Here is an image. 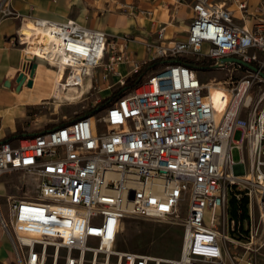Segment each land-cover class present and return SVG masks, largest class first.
Segmentation results:
<instances>
[{"label":"built area","instance_id":"obj_1","mask_svg":"<svg viewBox=\"0 0 264 264\" xmlns=\"http://www.w3.org/2000/svg\"><path fill=\"white\" fill-rule=\"evenodd\" d=\"M228 3L236 4L244 22L235 20ZM183 4L191 11L184 35L167 37L166 23L158 22L155 37L143 41L148 57L139 60L131 56L125 37L113 40L76 19L24 18L9 0H0V21L23 20L10 39L21 48L24 63L41 59L62 70V89L70 82L81 88L106 55L102 78H117L121 85L146 61L165 59L100 110L20 138L17 145L0 135V177L24 171L36 180L34 194L8 196L6 213L0 207V226L17 264H162L160 257L118 250L121 224L135 216L179 217L182 206L175 264H224L231 257L224 240L236 241L227 234L232 190L255 198L256 228L264 240V77L259 73H264V3L250 26L245 21L252 14L244 1L170 0L164 6ZM24 23L33 27L31 42ZM192 58H206L212 68L235 77L203 82L198 69L181 60ZM120 64L126 65L124 72ZM255 85L260 106L250 109ZM214 89L224 95L214 100ZM246 220L252 225L249 250L253 220L249 214ZM33 225L37 235L30 232ZM251 258L246 257L247 264H253Z\"/></svg>","mask_w":264,"mask_h":264},{"label":"rangeland","instance_id":"obj_2","mask_svg":"<svg viewBox=\"0 0 264 264\" xmlns=\"http://www.w3.org/2000/svg\"><path fill=\"white\" fill-rule=\"evenodd\" d=\"M137 1L139 0H132L128 5L135 6L137 4ZM160 1L161 0H157L156 5H158ZM113 4L114 5L112 10H115V5H118V3L114 2ZM140 7H146L150 9L154 8V6L145 2H141ZM116 10L123 12L129 11V16H133L134 13L137 12L135 7L132 8V12L130 9H128V11L125 10V8H116ZM89 25L90 22H87V26ZM101 30L105 31L104 29ZM151 35L153 36L152 38L155 37L154 32L151 33ZM108 36L113 40L116 38V36H112L110 34H108ZM142 38L143 36H141V34H128L127 36H125L124 42L127 44V49L134 59L142 60L148 57V54H146L147 51L145 49L144 56H142L143 52L140 50V53L138 54L136 48L138 46H136V43H134L147 40ZM192 60L197 62H207L206 58H192ZM32 61L37 62V71L41 69V71L43 72L42 75L39 76V78L42 80L46 77L48 69L52 68V70H56L54 66L41 59H34ZM107 61L108 56L106 55L103 59V64L101 63V65L97 66L93 70L92 75L89 76L84 82V85L81 88H76V90L72 91L68 97H66L67 88L64 87L60 92V97L52 95L48 98L41 99V101L36 104L27 105V112L22 118H18L16 129L18 131L28 133V135L13 137L10 139L11 143L13 145H17L20 138H30L31 135H29V133L37 132L44 128L50 127L51 125L63 123L76 116L82 115L87 111H90V109L95 108L97 110H100L104 108L106 105H103V99L107 96L112 95L113 93H116L122 88V85L119 82H116L117 78L109 80L102 78L104 63H106ZM124 67H126V65H124ZM121 69L123 72L125 71L123 67H121ZM36 73L37 72H35V75ZM148 73L149 72H147L143 76L140 83H142L146 79ZM198 75L203 82H207L211 78H214L216 81H223L224 79H228L230 76L235 77V74L230 71L218 70L212 67L198 69ZM35 84V89H37L38 84L43 85V82L38 80ZM131 89L125 90L126 92H128ZM259 92L260 88L256 85L253 86V88L250 90V94L252 97L249 107L250 109L255 106H260L257 101ZM223 95V89H214L212 91V97L214 100L220 99V97ZM35 98L36 97H34V100ZM2 123L3 119H0V124L2 125ZM3 131L5 132L6 130L3 128ZM6 135H9V133H6ZM234 138H240L239 131L235 132ZM232 156L234 160H238L239 150L236 147L232 149ZM35 185L36 180L34 179V177L24 171H13L3 174L0 177V207L2 208L4 213H6L7 211L6 199L8 196H20L23 193L34 194ZM241 193L247 197L248 214L250 216V219L253 220L254 238L251 239V249L247 250L245 248V245L249 243V232L252 228V225L249 223V220H246L241 224L237 222H234L233 224L230 221L231 219L228 215L227 234L229 238L235 239L236 241L235 243H231L228 239L224 240L225 248H227L231 253V257L226 256L224 258V263L247 264L245 259L248 255L251 254V260L253 261V264H264V240L261 236L260 230H257L255 223L258 216L256 201L253 196L251 197L245 195L244 191H242ZM178 213L179 217L143 218L135 216L125 218L121 224L115 247L118 250H129L163 258L165 262H163L162 264H175V260L178 259L181 250L183 231L182 218L185 215V207L182 206ZM209 216L210 212L207 211L205 215L206 222H208Z\"/></svg>","mask_w":264,"mask_h":264},{"label":"crops","instance_id":"obj_3","mask_svg":"<svg viewBox=\"0 0 264 264\" xmlns=\"http://www.w3.org/2000/svg\"><path fill=\"white\" fill-rule=\"evenodd\" d=\"M131 1L9 0V3L24 18L38 17L57 21L72 18L86 26L87 22H90V27L104 29L108 34L117 38H123L128 34H141L142 39H151L153 37L151 33L155 32L158 22L166 23L165 35L167 37L178 38L184 35V31L190 22L191 11L189 6L183 4L176 8L173 6L165 7L164 3L170 0H161L158 5H156L157 0H139L135 6L128 5ZM239 1L246 2L247 12L252 14L245 21L250 26L254 14L258 12V8L264 3V0ZM114 2L118 3V5H115L116 8H125L127 11L130 9L132 12V8L135 7L137 12L133 16H129V11H117L116 8L112 10ZM141 2L154 6L151 9V14L144 12V10L150 8H141ZM228 4L234 10L235 20L238 23L244 22L240 20L243 13L237 9L236 4ZM22 23L23 20L18 17H7L0 21V119H3L2 125L0 124L1 136H6V133L10 134L17 130L18 118L20 119L26 114L27 105L38 103V93L43 89V85L38 84L37 89H31L32 87L24 85L19 91L15 90L14 79L17 73L22 70L24 55L21 48L13 44L10 38L17 32ZM134 43L138 46L136 47L138 54L142 51V56H144L143 42ZM119 67L120 69L121 67L126 69L123 64H120ZM24 72L28 74V69L25 68ZM34 79L35 76L33 85ZM6 80H9V85H5ZM34 97H36L35 100ZM3 128L6 130L5 132ZM24 135H28V133ZM0 264H17L10 237L1 226Z\"/></svg>","mask_w":264,"mask_h":264},{"label":"trees","instance_id":"obj_4","mask_svg":"<svg viewBox=\"0 0 264 264\" xmlns=\"http://www.w3.org/2000/svg\"><path fill=\"white\" fill-rule=\"evenodd\" d=\"M181 60H185L186 63H188L189 65H191L197 69L210 68L211 67V65H209L207 62H204V61L197 62V61H194L192 59L191 60L181 59ZM164 61H165V59H163V58H157V59L148 60L145 63H143L137 72L132 73L131 75H128L126 77L124 84L122 85V88L119 91H117L116 93H113L112 95L107 96L103 99V105L105 106V105L110 104L116 98H118L119 96L124 94L126 92V90H129V89L135 87L136 85H138L140 83V81L142 80L143 76L147 72L157 69L158 67H160L162 65V63ZM94 110H95V108L90 109V111H87L84 114L91 113ZM66 122H68V121H65L63 123H66ZM53 126H55V125H51L50 127H53ZM50 127L44 128V129L39 130L37 132H41V131L48 129ZM37 132L29 133V135H32V134L37 133ZM24 134H25V132L16 130V131L10 133L9 135H6L5 138L11 139L13 137L21 136ZM237 193L238 192L236 190H232L230 192L228 202H227V212H228L230 219L241 224L244 222V220H246L248 218L247 197L244 196L242 193H238V195H237Z\"/></svg>","mask_w":264,"mask_h":264},{"label":"bare ground","instance_id":"obj_5","mask_svg":"<svg viewBox=\"0 0 264 264\" xmlns=\"http://www.w3.org/2000/svg\"><path fill=\"white\" fill-rule=\"evenodd\" d=\"M22 29L27 33L28 35V40L31 42L32 38V25L29 23H24L22 25ZM36 32V31H35ZM44 41L46 42L48 40V37H43ZM49 41V40H48ZM38 67L36 68V75H35V79H34V85L32 86L31 89H35V86L37 83V81H41L43 82V89L38 93V97H37V102H40L41 99L43 98H48L50 96H52L53 94H55L56 97H60V92L62 91V87H60L59 82L61 81V77H62V70L56 71V70H52L48 69V73L46 74V77L42 79L39 78L40 75H42V71L41 69H39L37 71ZM73 82H70L68 86H65L67 88L66 91V97H68L72 91L76 90V86L71 85ZM78 90V89H77ZM33 235H37L39 233V228L37 226H31V231H30Z\"/></svg>","mask_w":264,"mask_h":264},{"label":"water","instance_id":"obj_6","mask_svg":"<svg viewBox=\"0 0 264 264\" xmlns=\"http://www.w3.org/2000/svg\"><path fill=\"white\" fill-rule=\"evenodd\" d=\"M223 60L240 63V64L244 65L245 67H248L249 69H251L253 71L258 70L254 65L243 62L236 57H225V58H223ZM26 67L28 69V77L24 72V69ZM36 68H37V62L36 61H30L27 65H26V63H23L22 70L19 71L15 77V83H16L15 90L16 91H19L23 87V85H26L27 87L33 86V78L35 76ZM259 73L264 77L263 72H259ZM5 85H9V80L5 81Z\"/></svg>","mask_w":264,"mask_h":264},{"label":"flooded vegetation","instance_id":"obj_7","mask_svg":"<svg viewBox=\"0 0 264 264\" xmlns=\"http://www.w3.org/2000/svg\"><path fill=\"white\" fill-rule=\"evenodd\" d=\"M14 83H15V79H14ZM15 86H16V83H15ZM24 86V85H23Z\"/></svg>","mask_w":264,"mask_h":264}]
</instances>
